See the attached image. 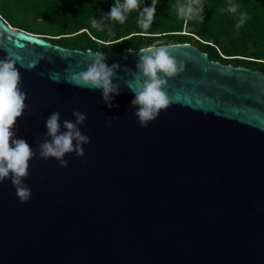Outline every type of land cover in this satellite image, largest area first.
<instances>
[{
	"label": "water",
	"instance_id": "obj_1",
	"mask_svg": "<svg viewBox=\"0 0 264 264\" xmlns=\"http://www.w3.org/2000/svg\"><path fill=\"white\" fill-rule=\"evenodd\" d=\"M4 44L26 93L16 135L36 156L28 201L10 178L0 183V264H264V69L211 60L189 42L69 48L0 17ZM162 45L185 71L163 88L170 107L141 127L125 81L140 75L142 49ZM101 52L117 66L119 107L73 80ZM73 110L87 115L84 155L65 154L67 167L38 158L47 118L58 111L64 131Z\"/></svg>",
	"mask_w": 264,
	"mask_h": 264
},
{
	"label": "clouds",
	"instance_id": "obj_2",
	"mask_svg": "<svg viewBox=\"0 0 264 264\" xmlns=\"http://www.w3.org/2000/svg\"><path fill=\"white\" fill-rule=\"evenodd\" d=\"M157 0H152L151 5H146L140 10V0H116L105 13L101 20L124 23L127 14L133 10H139L138 25L147 30L155 16ZM202 0H177L171 6L172 11L183 19L185 23L189 20H202ZM239 5L230 3L227 12L236 14ZM247 20V13L240 12L235 25L239 29ZM93 28L103 30L101 21L93 18ZM6 47V44L0 45ZM136 65L137 75L133 82L125 81L128 88L134 93L131 104L135 107V115L141 127H147L150 121L157 118L160 111L171 105V100L163 90L167 86L168 78L185 71V62L178 60L169 51V46H152L140 51ZM93 56H85L84 62L87 68L74 74L73 80L78 86L90 90H102V98L105 104L111 108L119 105L113 104V99L120 94V84L113 82L116 65H108L104 60V54L97 53ZM127 57H124L126 59ZM17 54L8 50L7 55L0 58V183L10 178L16 189V195L20 202H26L31 197V189L24 183L28 176L29 161L36 156L33 148L25 139L16 135L18 127L17 118L21 117L25 108L26 93L21 90V73L16 67ZM143 77V78H142ZM75 121L64 120L61 131L60 113L52 112L45 121L47 129L46 137L39 144V156L47 160L53 157L59 161L62 167H67L68 162L63 159L65 154L75 152L77 156L84 155L83 145L90 143V138L83 134L78 127L87 119V115L73 110ZM75 141V143H74Z\"/></svg>",
	"mask_w": 264,
	"mask_h": 264
},
{
	"label": "trees",
	"instance_id": "obj_3",
	"mask_svg": "<svg viewBox=\"0 0 264 264\" xmlns=\"http://www.w3.org/2000/svg\"><path fill=\"white\" fill-rule=\"evenodd\" d=\"M116 0H0V17L14 21L16 27L31 31L30 21L37 20L34 33L50 32L44 37L51 43L91 51H121L143 46L189 42L221 63L264 69V0H202V20L178 18L171 6L177 0H157L154 20L144 30L138 23L139 10L127 14L124 23L101 20ZM122 2V0H121ZM152 0H140V10ZM230 3L240 7L236 14L227 12ZM240 12L247 20L235 27ZM21 16V19H19ZM95 18L103 30L93 28ZM183 31V33H181Z\"/></svg>",
	"mask_w": 264,
	"mask_h": 264
},
{
	"label": "rangeland",
	"instance_id": "obj_4",
	"mask_svg": "<svg viewBox=\"0 0 264 264\" xmlns=\"http://www.w3.org/2000/svg\"><path fill=\"white\" fill-rule=\"evenodd\" d=\"M19 19H21V16H19ZM7 23L10 26L16 27L15 26L16 23L14 21H10V22L7 21ZM30 23L32 25V29H30L31 31H29V32H32V31H34L35 28H37V20L36 21H30ZM32 33H34V32H32ZM181 33H183V31H181ZM34 34H37V33H34ZM38 35L43 36V37H53V35L50 32H47V31H45V33H43V34H38ZM164 41H165V39L157 41V42H155V44H160V43H162Z\"/></svg>",
	"mask_w": 264,
	"mask_h": 264
}]
</instances>
